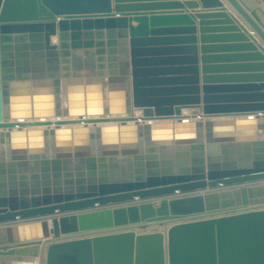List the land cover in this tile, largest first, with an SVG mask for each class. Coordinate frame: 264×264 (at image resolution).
Segmentation results:
<instances>
[{
	"label": "water",
	"instance_id": "95a60500",
	"mask_svg": "<svg viewBox=\"0 0 264 264\" xmlns=\"http://www.w3.org/2000/svg\"><path fill=\"white\" fill-rule=\"evenodd\" d=\"M148 1L0 0V264H264V75L231 74L264 66L208 65L261 56L199 58L194 18L255 37ZM93 47L107 68L40 74Z\"/></svg>",
	"mask_w": 264,
	"mask_h": 264
},
{
	"label": "crops",
	"instance_id": "0c3cea01",
	"mask_svg": "<svg viewBox=\"0 0 264 264\" xmlns=\"http://www.w3.org/2000/svg\"><path fill=\"white\" fill-rule=\"evenodd\" d=\"M221 2V8L225 9V13L228 15H233L239 23L245 27L250 35H253L255 37V41H252L250 39L245 38H237L238 35L244 36L245 34L238 29V31L232 32L228 31V24L225 23V20L222 18L214 17L207 20V24H203L202 20L198 17H195V26H196V36H197V47H198V55L199 58H201L203 55L208 57H223L230 54H242V55H254V54H260L259 57H248L246 59H242L241 61H236L233 59V61L225 62L220 59H214L208 65H214V66H222V65H240L245 64L248 66H264V53H261L258 49V45L264 46L262 42L256 37V35L250 31V28L244 23V21L227 5V3L224 0H218ZM241 1V4L243 6L247 7L248 9L252 10L254 9L256 12V15L259 19V22L261 25H264V0H239ZM193 4V9H189L187 5H184L182 8L184 11L188 13H193L194 16H196V13L200 12H209L212 8H207L209 6V3H206V0H151L148 2H140V3H176V4H185V3ZM135 24V23H133ZM234 25V22L233 24ZM204 33V34H202ZM202 35H206V40H201ZM245 37V36H244ZM54 40V41H53ZM246 40V41H244ZM104 43L103 50L105 51L107 49L106 46V38L102 39ZM51 43H57V38L53 37ZM243 45L250 46L249 48H242ZM227 47H230L229 49ZM98 47L90 48L87 52L84 48L79 49L77 53H73V50L71 48H68V54L63 55L60 49H57L55 57H48L46 55V52L41 57L42 59V68L43 71H40V74H43L45 77L48 74V69L52 67L56 68V72L59 75H64L65 73H68L70 77L73 74V67H78L80 65L83 69V73H87L86 66L91 63V58L94 61L95 65H102L107 68L108 65V56L105 53L103 55L99 56L96 53V50ZM203 49L205 50L204 52ZM99 57H101L103 60L99 61ZM54 59L53 63H48V60ZM199 67H202L201 62H199ZM65 68H68V71L64 70ZM258 74V75H264V68H261L260 70H251V71H241V72H232L231 74L234 75H240V74ZM202 74L200 73V77ZM41 79V80H45ZM47 80V79H46ZM253 79L248 78L247 81H252ZM60 82H64V79H59ZM264 81V79H262ZM201 85V81H200ZM60 87H66V83L62 85L60 83ZM261 92H264V90H261ZM63 93L60 91V100L62 101ZM187 114H185V112ZM191 111V113H190ZM193 110H182V115H192ZM198 111V110H196ZM138 111H135L137 113ZM139 113V112H138ZM194 113V112H193ZM154 201V200H152ZM156 228L153 229H141L136 231V233H143V232H149L154 231ZM160 230V228H159ZM29 257L28 254H22L20 258L22 260L16 261L18 264H25L26 261L23 260L24 258ZM39 262V256L34 257V263L37 264Z\"/></svg>",
	"mask_w": 264,
	"mask_h": 264
},
{
	"label": "bare ground",
	"instance_id": "6f19581e",
	"mask_svg": "<svg viewBox=\"0 0 264 264\" xmlns=\"http://www.w3.org/2000/svg\"><path fill=\"white\" fill-rule=\"evenodd\" d=\"M54 41V40H53ZM139 112V111H138ZM134 113L135 115H140L139 113ZM185 112V111H184ZM190 113H191V111H190ZM185 114H187L186 112H185ZM192 114H193V111H192ZM183 116H186V115H183ZM188 117H191V115H187Z\"/></svg>",
	"mask_w": 264,
	"mask_h": 264
},
{
	"label": "rangeland",
	"instance_id": "374dc122",
	"mask_svg": "<svg viewBox=\"0 0 264 264\" xmlns=\"http://www.w3.org/2000/svg\"><path fill=\"white\" fill-rule=\"evenodd\" d=\"M157 200H154V202H156Z\"/></svg>",
	"mask_w": 264,
	"mask_h": 264
}]
</instances>
